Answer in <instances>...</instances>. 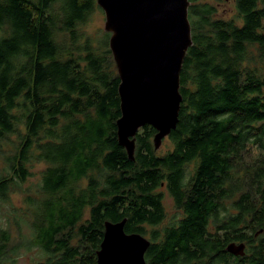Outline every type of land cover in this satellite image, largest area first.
I'll use <instances>...</instances> for the list:
<instances>
[{
    "label": "trees",
    "instance_id": "16d2710c",
    "mask_svg": "<svg viewBox=\"0 0 264 264\" xmlns=\"http://www.w3.org/2000/svg\"><path fill=\"white\" fill-rule=\"evenodd\" d=\"M234 3L228 20L189 0L172 148L156 155L146 125L131 162L109 34L80 31L96 1L0 0V204L44 164L25 196L37 264H97L105 222L145 236L165 219L162 187L181 218L148 233L147 264H264V0ZM18 252L0 229V264Z\"/></svg>",
    "mask_w": 264,
    "mask_h": 264
},
{
    "label": "water",
    "instance_id": "95a60500",
    "mask_svg": "<svg viewBox=\"0 0 264 264\" xmlns=\"http://www.w3.org/2000/svg\"><path fill=\"white\" fill-rule=\"evenodd\" d=\"M95 1L104 14V31L119 78L117 141L133 162L139 129L148 125L155 130L151 142L156 152L176 128L182 102L180 71L192 45L189 0ZM124 225V219L104 223L97 264H147L149 240L125 233ZM226 250L241 257L245 245L230 244Z\"/></svg>",
    "mask_w": 264,
    "mask_h": 264
},
{
    "label": "rangeland",
    "instance_id": "374dc122",
    "mask_svg": "<svg viewBox=\"0 0 264 264\" xmlns=\"http://www.w3.org/2000/svg\"><path fill=\"white\" fill-rule=\"evenodd\" d=\"M235 0H198V3H207L212 5L216 10L217 17L223 19H235ZM104 14L100 8H97L95 12L92 13L89 20L85 25H82L81 32L84 36L90 38L91 40H97L102 38V35L107 34L104 31ZM113 69H116L113 64ZM172 148L171 143L167 138H165L160 147L155 152L156 155H163L170 151ZM44 164L32 162L29 165L30 172L32 173L25 184L22 185V191L11 194L10 201L5 204H0V229L7 230L11 237V245L19 247V252L17 255L13 256L8 260L7 264H37L44 260L42 253L33 247H28L31 237L28 232L27 223L29 218L27 217V205H26V192L31 189L35 191L36 186L39 182L40 172L44 169ZM163 194V207L165 211L164 221L154 229L150 226H145L146 235L143 236L149 240V235L151 230H156L158 232L169 224L175 222L181 218V212L174 208L171 198L168 196L165 189L162 187L158 190Z\"/></svg>",
    "mask_w": 264,
    "mask_h": 264
},
{
    "label": "flooded vegetation",
    "instance_id": "af4514ba",
    "mask_svg": "<svg viewBox=\"0 0 264 264\" xmlns=\"http://www.w3.org/2000/svg\"><path fill=\"white\" fill-rule=\"evenodd\" d=\"M168 194V193H167ZM169 196V195H168ZM101 243V242H100ZM100 246V245H99ZM96 263H97V260H96Z\"/></svg>",
    "mask_w": 264,
    "mask_h": 264
}]
</instances>
